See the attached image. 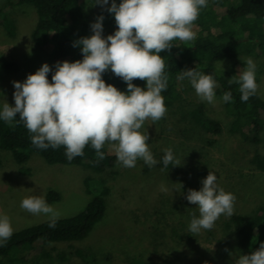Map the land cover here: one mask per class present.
Segmentation results:
<instances>
[{
    "label": "rangeland",
    "instance_id": "obj_1",
    "mask_svg": "<svg viewBox=\"0 0 264 264\" xmlns=\"http://www.w3.org/2000/svg\"><path fill=\"white\" fill-rule=\"evenodd\" d=\"M111 5V2H109ZM0 8L7 9L5 0ZM16 18L15 36L10 37L0 25V111L4 100L14 105L13 81L23 82L45 62L55 70L54 61L47 49L39 48L30 39V31L36 21V13L29 5L13 6ZM252 58L257 68L263 66L257 94L264 99V55L240 54L235 59L215 61L220 70L227 72L235 61L238 72L246 67V58ZM18 64L17 71L5 68L9 62ZM52 72L48 74L51 81ZM146 88V81L138 83ZM178 100L167 108L165 116L157 121L145 122L142 131L149 134V149L158 163L149 167L143 160L127 168L116 163L112 171L92 172L78 165L49 164L37 153L31 152L24 166L18 165L7 150H0V213L10 217L14 231L41 223L48 219L44 214L34 215L21 208L23 198L31 195L46 197L49 190L57 198L47 202L60 212V218L68 217L91 199L84 178L87 175L102 177L109 186L103 221L87 236L75 243L83 251L92 252L94 259L84 264H115L109 254H134L150 264H235L240 254H247L236 246L234 236L225 230L221 215L211 230H201L195 236L189 233L192 214L199 216L196 205L186 199L188 189L199 190L209 171L217 175L219 185L235 195L234 212L248 214L257 204H264V172L248 168V159L257 152L264 156V131L256 143L242 142L231 137L227 128L231 116L222 98L215 96V103L203 101L207 113L217 118L224 127L223 135L211 133L203 136L200 131L186 124L181 111L202 101L195 89L186 84ZM171 148L180 165L164 168L162 157ZM109 153L115 148L107 144ZM116 155V154H115ZM24 167V171L20 170ZM182 185V187H181ZM13 231V232H14ZM193 245L192 255L187 256L188 245ZM63 252L67 260L60 261L57 254ZM70 248L55 244L51 248L52 259H41L39 264H69ZM32 255L31 261L36 259ZM33 264V262H32Z\"/></svg>",
    "mask_w": 264,
    "mask_h": 264
},
{
    "label": "clouds",
    "instance_id": "obj_2",
    "mask_svg": "<svg viewBox=\"0 0 264 264\" xmlns=\"http://www.w3.org/2000/svg\"><path fill=\"white\" fill-rule=\"evenodd\" d=\"M102 9L114 14L117 29L103 35L104 15L91 23L92 34L75 40L82 60L57 61L55 70L43 63L36 72L21 81H13L14 105L4 100L0 119L9 125L23 122L31 134L32 144L47 150L65 147L68 161L84 155L86 145L95 150L97 162L103 160L101 151L106 144L115 148L117 162L133 168L138 160L149 167L158 161L149 149L145 122L161 120L167 108L162 91L167 89L169 77L161 53L177 47L175 41L196 39L194 22L207 0H95ZM111 70L127 83V90L106 83L103 74ZM52 72L49 82L48 74ZM257 65L246 58V67L239 76H231L228 83L238 84L241 101L247 102L258 91ZM187 79L202 101L215 103L217 82L211 74L185 68L177 76ZM146 81V88L133 83ZM230 91L224 92L225 102L232 100ZM19 114V120H16ZM165 169L180 165L171 148L162 157ZM182 187V185H181ZM186 199L196 205L197 217L192 214L189 233L211 230L221 215L234 214L236 197L218 183L217 175L209 171L199 190L188 189ZM21 208L34 215L48 216L49 228H55L60 212L46 202L45 197L31 195L22 199ZM10 217L0 213V246L13 235ZM235 264H264V241L259 247L240 254Z\"/></svg>",
    "mask_w": 264,
    "mask_h": 264
},
{
    "label": "trees",
    "instance_id": "obj_3",
    "mask_svg": "<svg viewBox=\"0 0 264 264\" xmlns=\"http://www.w3.org/2000/svg\"><path fill=\"white\" fill-rule=\"evenodd\" d=\"M7 9L0 8V25L10 37L15 36L16 18L10 11L13 6L29 5L36 13V21L30 31V39L39 48L47 49L54 61H76L83 59L80 47H74L75 40L90 36L91 23L101 13L104 15L103 35L113 34L117 29L114 14L102 9L95 0H5ZM112 2V0H109ZM121 0H116L119 4ZM110 6V4H109ZM193 31L196 39L193 41H175L169 53H161L165 61V74L169 77L167 89L162 91L166 108L171 107L179 98L182 89H187L190 82L177 79L185 68H195L197 71L211 74L217 82L216 95L222 98L223 93L230 91L232 100L224 102L231 120L227 131L231 137L242 142L258 143L264 131V99L258 94L241 101L238 84H229L231 76L238 77L240 71L236 65L245 66L243 61H235L227 72L220 70L214 64L223 59H235L240 54L264 55V0H207V6L200 10L198 19L194 22ZM263 66L257 68L256 82L260 81ZM5 68L17 71L18 64L9 62ZM106 83L113 84L121 91L127 90V83L108 70L103 74ZM143 80H134L138 85ZM184 87V88H183ZM223 100V99H222ZM2 111V110H1ZM181 118L190 126L196 127L205 136L208 133L223 135L224 127L215 117L207 113L206 104L199 101L191 108L181 111ZM16 120H19L17 114ZM0 150L10 152L18 165L27 161L31 152L37 153L46 163L78 165L92 172L112 171L117 163L115 154L109 153L107 144L101 149L105 153L103 160L97 162L95 150L86 145L83 156H77L68 161L65 147L58 149L49 147L47 150L35 147L31 142V134L24 123L13 122L12 125L0 119ZM248 168L264 172V156L254 152L248 159ZM24 171V167H20ZM85 189L91 194V199L75 214L59 218L56 227L49 228L48 219L31 226L14 231L11 238L0 246V264H39L41 259H52L50 250L55 244H64L70 248L72 257L69 264H84L94 259L92 252L83 251L77 243L88 235L97 224L103 221L106 211V196L109 186L102 177L87 175L84 178ZM54 190L46 193V202L57 198ZM225 230L234 236L236 246L249 253L259 247L264 241V204H257L248 214L234 212L223 221ZM193 245H188L187 256L192 255ZM37 255L31 261L32 255ZM115 264H150L141 256L134 254H109ZM60 261L67 260L63 252L57 254ZM193 264H201L195 262Z\"/></svg>",
    "mask_w": 264,
    "mask_h": 264
}]
</instances>
